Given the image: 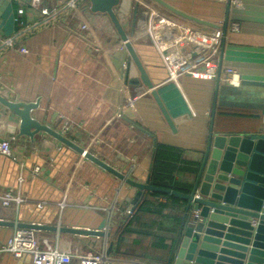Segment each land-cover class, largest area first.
<instances>
[{
  "label": "crops",
  "instance_id": "obj_1",
  "mask_svg": "<svg viewBox=\"0 0 264 264\" xmlns=\"http://www.w3.org/2000/svg\"><path fill=\"white\" fill-rule=\"evenodd\" d=\"M162 1L211 25L184 19L151 0H132L119 19L172 128L140 82L127 47L117 51L121 43L108 17L92 13L89 0H74L75 11L67 7L68 0H39L40 9L56 13L49 18L17 0H0V96L37 103L33 119L138 184L151 179L161 147L172 157L165 160L175 170L172 182L190 190L212 117L213 135L264 137V0ZM146 8L150 20L138 24ZM226 21L239 30L226 27L217 51L220 71L214 76L188 68L206 56L203 47L188 46L184 60L170 48L178 27L212 32ZM83 22L87 31L80 30ZM181 60L186 66L170 81L168 72ZM225 68L238 75V87L225 83ZM18 128L19 119L0 105V141L14 138L13 159L0 155V193L21 199L18 206L0 204V221L14 224L0 227V246L19 229L16 225L92 232L107 226V250L110 237L131 219L125 212L145 204L147 212L136 214L107 258L112 264H167L185 202L151 192L136 199L135 189L84 156L43 133L32 139L19 136ZM35 236L40 249L57 246L73 254L98 255L104 246L103 238L92 235L35 231ZM0 264H31V259L0 254Z\"/></svg>",
  "mask_w": 264,
  "mask_h": 264
},
{
  "label": "water",
  "instance_id": "obj_2",
  "mask_svg": "<svg viewBox=\"0 0 264 264\" xmlns=\"http://www.w3.org/2000/svg\"><path fill=\"white\" fill-rule=\"evenodd\" d=\"M166 10L199 25H209L182 14L162 0H151ZM94 14L108 17L121 41L127 38L114 10L119 0H89ZM227 21L223 31L226 33ZM217 28V26H216ZM129 60L137 70L140 82L150 92L169 128L170 120L137 56L127 45ZM129 62V61H128ZM220 71V70H219ZM0 105L19 119L18 135L32 139L43 133L74 151L136 190V199L145 192L171 196L186 203L183 220L175 234L167 264H264V137L233 134H210L196 177L188 194L153 187L150 176L138 184L103 164L77 145L31 117L37 103L11 102L0 96ZM198 211L199 220L191 212ZM0 227L14 224L0 221ZM19 229L92 235L103 238V232L67 230L40 225H16ZM108 238V236H107ZM112 249L109 245L105 255Z\"/></svg>",
  "mask_w": 264,
  "mask_h": 264
},
{
  "label": "built area",
  "instance_id": "obj_3",
  "mask_svg": "<svg viewBox=\"0 0 264 264\" xmlns=\"http://www.w3.org/2000/svg\"><path fill=\"white\" fill-rule=\"evenodd\" d=\"M21 6H28L33 10H39V14L41 16H45L49 18L51 16H55V12L50 13L47 8L40 9L38 1L39 0H17ZM132 0H119L118 6L114 10L115 15L119 21L120 17H123L124 10H128L129 3ZM67 7L72 10H76L74 0H68L66 2ZM23 10L19 9L18 14H22ZM119 15V17H118ZM151 11L143 9L139 12L138 16V24H146L150 20ZM47 21L44 22V24ZM94 23H98L97 19L94 20ZM120 23V21H119ZM121 24V23H120ZM112 26V25H111ZM223 25H217L212 32L191 29L188 27H178L180 29L179 33L174 34L173 40L170 48L173 49V52L180 58H183L186 53L187 47L190 45H199L203 47L207 54L201 59L199 62L188 64V68L194 70L201 75L205 76H214L220 70V62L218 59L217 51L224 39V31ZM113 28V27H112ZM227 28L231 32H237L239 30L238 24H230ZM89 26L86 22H83L80 26L81 31H87ZM121 46L117 49V51H122L127 47L130 43L127 39L125 41H121L119 39ZM21 53H26V50L21 49ZM180 58V59H181ZM181 60L178 64H176L172 69L168 72V77L170 81H175L179 73L183 71L184 61ZM126 67V64L123 65ZM224 73V81L227 85L236 88L239 86L240 79L238 75L229 68L223 69ZM68 131L67 126H63L62 132L66 133ZM14 138L3 139L0 141V155L6 158H12L13 155L10 148V141H13ZM81 156H84L81 155ZM33 176H37L39 173L38 168L33 169ZM11 203H14L15 206H18L21 203V199L13 196L10 192L0 193V204L3 208H8ZM38 208L41 205H37ZM132 215V211H126L125 216L130 217ZM192 219L199 220L198 211H194L191 214ZM103 236V249L98 255H81V254H73L69 250L62 251L57 246L47 247L46 249H40L38 240L35 236V231L30 229H17L14 234L9 238L5 244L0 246V254H9L16 259H20L24 255H28L31 259V264H72V260L75 259L77 264H112V262L105 255V245L108 236V227H104L102 230Z\"/></svg>",
  "mask_w": 264,
  "mask_h": 264
},
{
  "label": "trees",
  "instance_id": "obj_4",
  "mask_svg": "<svg viewBox=\"0 0 264 264\" xmlns=\"http://www.w3.org/2000/svg\"><path fill=\"white\" fill-rule=\"evenodd\" d=\"M164 149L159 147L157 149V152L155 154L154 158V163H153V171L150 179V183L153 187L157 188H163V189H169L173 191L180 192L182 194H188L190 192L189 188H184L181 185L172 182L171 175L175 171L174 168L171 166L167 165L165 160L166 159H172L171 156L165 155L163 152ZM153 197H165L170 200L178 202L179 200H176L170 196H164L161 194H152ZM145 204H143L141 207L139 206L134 212H132V215L130 216L131 219H128L127 222L125 223L123 229L119 231L117 235H114L113 237H110V243L111 245H120V238L122 237L123 234L128 233V229L130 225L132 224L134 217H136V214L140 212H147L146 209H144ZM134 214V215H133Z\"/></svg>",
  "mask_w": 264,
  "mask_h": 264
}]
</instances>
